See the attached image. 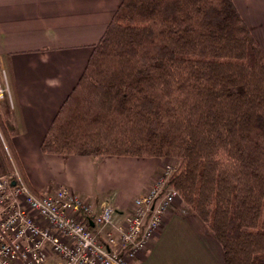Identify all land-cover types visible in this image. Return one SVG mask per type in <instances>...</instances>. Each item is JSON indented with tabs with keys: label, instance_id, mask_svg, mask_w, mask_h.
Here are the masks:
<instances>
[{
	"label": "trees",
	"instance_id": "16d2710c",
	"mask_svg": "<svg viewBox=\"0 0 264 264\" xmlns=\"http://www.w3.org/2000/svg\"><path fill=\"white\" fill-rule=\"evenodd\" d=\"M41 149L174 159L225 263L264 264V49L234 0H122Z\"/></svg>",
	"mask_w": 264,
	"mask_h": 264
},
{
	"label": "crops",
	"instance_id": "0c3cea01",
	"mask_svg": "<svg viewBox=\"0 0 264 264\" xmlns=\"http://www.w3.org/2000/svg\"><path fill=\"white\" fill-rule=\"evenodd\" d=\"M264 49V0H234ZM122 0H0V70L10 93L0 100L24 180L38 193L73 189L100 208L127 213L162 158L44 153L43 139L82 76ZM6 146V142L1 137ZM7 173L0 148V175ZM176 202L149 248L133 264H226L221 244Z\"/></svg>",
	"mask_w": 264,
	"mask_h": 264
},
{
	"label": "built area",
	"instance_id": "2783aa9c",
	"mask_svg": "<svg viewBox=\"0 0 264 264\" xmlns=\"http://www.w3.org/2000/svg\"><path fill=\"white\" fill-rule=\"evenodd\" d=\"M9 93L0 81V100ZM161 167L127 213L67 186L34 192L17 169L0 175V264H133L181 199L169 185L175 164Z\"/></svg>",
	"mask_w": 264,
	"mask_h": 264
},
{
	"label": "rangeland",
	"instance_id": "374dc122",
	"mask_svg": "<svg viewBox=\"0 0 264 264\" xmlns=\"http://www.w3.org/2000/svg\"><path fill=\"white\" fill-rule=\"evenodd\" d=\"M243 16V15H242ZM245 19V18H244ZM246 21V20H245ZM247 22V21H246ZM248 24V23H247ZM248 26H249V24H248ZM250 27V26H249ZM251 29V28H250ZM251 31H252V29H251ZM253 32V31H252ZM254 34V33H253ZM4 79H5V76H4V73H3V71H1L0 70V81H3V82H5L4 81ZM6 84V83H5ZM6 108H5V106H4V103H2V102H0V115L2 116V118H3V120H4V122H5V117H4V113H5V110ZM5 125H6V122H5ZM6 127H7V125H6ZM7 129H8V127H7ZM9 131V130H8ZM0 136L3 138V140L5 141V137H3V135H2V132L0 131ZM10 138H11V135H10ZM3 142V141H2ZM6 142V141H5ZM5 145V144H4ZM5 149H6V152H7V156H8V159H9V161H10V167H11V170L8 172L7 171V173L8 174H10L12 171H14L15 169H17V167L15 166V163H14V161H13V158H12V156H11V153L9 152V150H8V148H7V146H5ZM174 159H171V158H169V157H167V158H164L163 160H162V164H161V166L162 165H167V164H174ZM160 166V168L158 169V171L157 172H159L160 170H161V167ZM18 170V169H17ZM143 192H141L140 194H142ZM140 194H138V195H140ZM137 196V195H136ZM181 198V197H180ZM179 200H181V199H177L175 202H174V204H173V206L172 207H174V206H176L177 204H176V202L177 201H179ZM181 202H182V200H181ZM179 209H178V211H180V210H182V209H184V205L181 203V205H179ZM169 213V212H168ZM211 233V232H210Z\"/></svg>",
	"mask_w": 264,
	"mask_h": 264
}]
</instances>
